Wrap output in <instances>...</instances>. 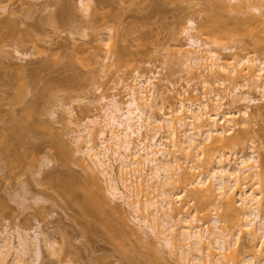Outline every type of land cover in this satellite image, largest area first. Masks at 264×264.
Here are the masks:
<instances>
[{
  "label": "rangeland",
  "instance_id": "374dc122",
  "mask_svg": "<svg viewBox=\"0 0 264 264\" xmlns=\"http://www.w3.org/2000/svg\"><path fill=\"white\" fill-rule=\"evenodd\" d=\"M92 1L85 2L90 7L88 12H84L79 0H0V136L7 135L12 147V151L9 147L7 156L11 159L18 153L21 155L24 149L28 154L20 164L15 162L7 166L0 160V232L9 233V238H14L11 241L14 245L17 244L16 233L20 231L21 234L26 231L32 238L37 233L41 234L40 239H48H41V256L36 264H179L174 252L171 255L172 251L169 252L157 239L143 234L129 222L128 210L119 207L125 223L120 232V216L111 211L115 207L112 203L100 208L95 218L99 224L91 220L92 230L88 232L85 219L64 195L61 183L67 176L66 180H71L70 176L82 182L88 180L86 167L91 163L76 153L73 130L77 129L76 124H82L87 118L101 116V96L112 95L115 91L111 89L119 79L124 85L130 84L135 71L145 75L158 72L157 88L166 94L156 102L164 106L176 104L180 88L192 76L195 79L189 82V91L196 89L191 95L195 96L196 102L202 101L201 94L205 89L196 75L185 73L183 59L176 52L177 49L190 50L183 30L187 20L195 22L192 34L202 42H213L211 33L215 28L222 31H228V28L232 31V27L235 31L237 28L232 34L235 39L231 40V35L228 41L224 39L227 44L223 42L219 49L215 48L225 59L233 61V58L247 57L263 60L264 17L257 12L255 15L245 0H225L226 9L218 7L213 0ZM251 1L258 4L257 0ZM260 8L264 11V7ZM221 22L222 25L225 22L224 26L221 25L224 30L218 24ZM237 31H240L238 35ZM226 45L233 47L232 50L222 52L220 47ZM121 51L122 56L117 63L116 54ZM110 54L113 57L105 58ZM203 73L210 80L212 75ZM16 76L21 78L18 80ZM20 80L28 85L27 95L24 94L22 99L27 103L12 104L20 90ZM226 82L219 88L216 84L214 88L224 97V110L236 111L245 106L233 104L235 95L247 94L254 99L261 97L250 82ZM171 84L174 88L168 93ZM117 89L119 101L124 102L127 90L124 87ZM33 101L40 109L34 114V120L45 123L43 125L47 128L38 127L35 136L22 141L20 147L17 145V131L12 129L7 134L2 127L9 126L11 117L20 114L23 107ZM256 101L249 105L247 126L242 129L238 119L236 123L239 124L233 129V135L242 138L240 144L223 152L247 153L250 139L263 162L264 101ZM163 142L167 144L168 141L164 139ZM115 174L117 169L114 166ZM98 179V185L104 191L106 183L99 175ZM252 183L249 181L247 185ZM91 189L95 190V187ZM183 198L179 204H186L185 212L188 214L193 216L196 213L194 217L198 225L207 223L218 213L212 206L205 207L207 210L202 212L204 210L200 209L205 204L194 199L190 201L188 189L184 191ZM206 214L209 218H203ZM102 223L109 225L113 237ZM239 245L240 250L248 252L253 249L245 235H241ZM22 259L24 264H33L34 252L28 251ZM8 262L10 264V259Z\"/></svg>",
  "mask_w": 264,
  "mask_h": 264
},
{
  "label": "bare ground",
  "instance_id": "6f19581e",
  "mask_svg": "<svg viewBox=\"0 0 264 264\" xmlns=\"http://www.w3.org/2000/svg\"><path fill=\"white\" fill-rule=\"evenodd\" d=\"M213 1L222 9L228 8L225 0ZM257 1L264 7V0ZM85 2L93 1L79 0L84 12H88L90 6ZM244 2H249L247 5L249 4L253 13L257 12L264 17L263 8L258 4L254 5L251 0ZM185 24L183 30L190 50L177 49L176 52L183 59L181 63L185 67V73L188 76L196 75L205 89L201 94L202 101L196 102L195 96L191 95L196 89L191 88L192 92L189 91V82L195 79L194 76L180 88L178 101L174 106L156 102L166 94L157 88L158 72L145 75L135 71L130 84L125 85L119 79L111 89L115 92L100 98L102 115L87 118L82 124L75 125L77 129L73 130V142L76 153L88 158L91 165L86 167L87 170L80 165L88 171L86 182L73 177L74 180L71 176V180H66L69 176L63 179V193L80 211L88 232L92 230L91 220L94 223L97 221L95 218L100 208L112 203L115 207L111 211L120 216V232L125 223L119 207L128 210L129 222L143 234H150L167 247L169 252L172 251L171 255L177 256L179 264H264V161L259 160L255 143L250 139L247 153L223 152L241 142V136L232 133L236 124H239L236 121H241L243 129L250 118L249 105L258 99L264 101V59L242 57L229 61L216 52L215 48L219 49V45L226 43L237 29L233 31L232 27L230 31L228 28V33L222 27L225 22L223 25L222 22L218 23L224 31L220 28L213 30L214 26L211 24V43L207 40L202 42L192 34L196 28L194 21L187 20ZM108 30H111L110 27ZM240 31H237V35ZM232 37L231 40L235 39ZM227 46L220 47L221 51L232 50L233 47ZM121 54L122 51L116 54L115 62L120 61ZM111 57L113 56L110 54V57L105 58ZM204 71L212 75L210 80L204 76ZM238 80L250 82L261 97L254 99L247 94L235 95L232 98L233 104L241 103L245 106L236 111L224 110V97L216 92L215 85H224L226 81L237 84ZM19 82L20 90L15 94L12 104L22 102L24 94L27 95L28 85L25 81ZM122 86L127 90L124 102L118 99L117 88H123ZM173 88L174 85L171 84V89H167V92H172ZM37 108L39 107L35 101L26 104L20 114L16 113L17 116L11 117L9 126L2 127L6 129V133L12 129L17 131V145L34 137L38 127L44 129L45 123L34 120ZM69 116L72 114L69 113ZM4 136H0V160L6 162L7 166L15 162L20 164L23 157H26V149L21 155L14 153L17 155L11 159V156H7L11 146L7 135ZM164 139H167V144L163 142ZM114 166L117 169L115 175ZM98 175L106 183L104 191L98 185ZM249 181L253 183L247 185ZM91 187H95V190ZM186 189L191 193L190 201L194 199L205 204L200 210L212 206L218 213L211 218L206 214L203 218H209L207 223L196 224V213L193 216L188 214L185 212L186 204H179L184 199ZM78 193L80 197L77 196ZM197 220L200 221L199 218ZM102 224L109 231L110 237H113L109 225ZM20 232L16 233V237L13 235L17 240L16 245L11 242L14 238L11 240L9 233L0 232V264H9V259L10 264H24L22 257L30 250L34 252L33 264H36L41 256V234L36 233L32 238L26 231L24 234ZM241 235L249 239L253 249L248 252L239 249ZM47 240L45 238L43 241Z\"/></svg>",
  "mask_w": 264,
  "mask_h": 264
}]
</instances>
